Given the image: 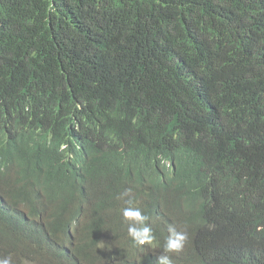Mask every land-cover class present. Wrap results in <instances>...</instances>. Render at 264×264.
<instances>
[{
  "label": "trees",
  "instance_id": "obj_1",
  "mask_svg": "<svg viewBox=\"0 0 264 264\" xmlns=\"http://www.w3.org/2000/svg\"><path fill=\"white\" fill-rule=\"evenodd\" d=\"M170 225L264 264V0H0V258L158 264Z\"/></svg>",
  "mask_w": 264,
  "mask_h": 264
},
{
  "label": "clouds",
  "instance_id": "obj_2",
  "mask_svg": "<svg viewBox=\"0 0 264 264\" xmlns=\"http://www.w3.org/2000/svg\"><path fill=\"white\" fill-rule=\"evenodd\" d=\"M147 106L153 107L148 112L158 113L159 110H157L155 107H165L168 113L171 111V109L166 104H164L163 101H161L160 104L157 106H153L152 103ZM29 120L31 121L32 119H29ZM74 124L81 125V126L92 125L88 120H80V121L75 120ZM38 141L44 142L47 144L55 143L58 146L60 152H62V150L65 149L64 146L58 145L56 141L54 140V138H48L45 140H38ZM121 149L122 150L124 149L123 145ZM107 150L108 149H106V151ZM36 165H37L36 166L37 170L35 171L37 172V175L48 174L49 178H51L50 176L51 170L46 169L42 161L37 162ZM166 168L168 169L167 171L168 175H171L173 172L171 171V165L169 163H166ZM30 176L34 177L32 175H26L25 178H28ZM50 180L51 179H49L48 181H45L44 184H48L49 186H51ZM140 184H147V183H145L144 180H142ZM130 193H131V190L128 189L126 190L125 195H130ZM125 203L128 206L124 207L121 210V214H122L124 221L128 224V228H127L128 236L135 242V244L139 246H143L145 244H152V242L155 239V236L153 234L152 228L147 223V221L149 220V217L143 214L139 207L132 206L133 200L131 198H129ZM188 240H189V235L186 230L177 231L176 227L170 225L168 227V235L165 237L164 243L162 246V254H160L157 257L158 264H173L172 255L180 253L184 249ZM11 260H12L11 256L0 258V264H11Z\"/></svg>",
  "mask_w": 264,
  "mask_h": 264
}]
</instances>
